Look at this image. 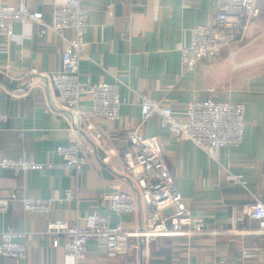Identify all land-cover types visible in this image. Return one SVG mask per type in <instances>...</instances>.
I'll return each mask as SVG.
<instances>
[{
	"label": "crops",
	"instance_id": "1",
	"mask_svg": "<svg viewBox=\"0 0 264 264\" xmlns=\"http://www.w3.org/2000/svg\"><path fill=\"white\" fill-rule=\"evenodd\" d=\"M22 1L42 11L45 24L52 23L55 8L66 2L0 0V5ZM133 2H144L145 7ZM82 4L89 26L80 80L119 82L120 118L95 122L103 137L97 142L92 132L93 141L85 139L92 151L83 148L89 161L80 173L62 167L15 173L0 166V233L7 229L26 233V263L74 264L63 246L66 238L48 232L49 221L82 224L86 215L97 211L129 231L141 230L147 211L142 200L136 213L118 214L104 198L115 184L126 187L127 182L130 187L123 176V156L131 132L141 122L137 92L162 100L178 114L192 100H231L246 106L244 137L238 146H224L214 156L189 139L172 137L155 115L140 129L145 136H158L175 183L195 215L204 218L210 229L225 232L160 237L136 256L118 258H109L103 242L91 239L87 257L76 264H142L141 254L143 264H264V234L258 232V222L246 216L236 231L230 230L233 205L242 207L255 198L264 204V18L255 19L217 57L203 59L195 71L185 72L180 47L190 42L193 26L209 22L220 0H82ZM14 32L13 38L0 37V111L9 115L0 122V162L34 157L60 164L56 149L73 141L70 122L51 102L58 98L52 86L28 87L27 81L32 67L45 73L62 68V52L72 31L62 37L43 24L17 23ZM91 104V97L84 95L81 108L88 110ZM70 188L74 200L64 198ZM12 193L17 197L10 198ZM25 196L55 201L48 214L31 213L24 208ZM8 198L3 209L1 201ZM244 247L260 250L244 257ZM23 263L0 254V264Z\"/></svg>",
	"mask_w": 264,
	"mask_h": 264
},
{
	"label": "built area",
	"instance_id": "2",
	"mask_svg": "<svg viewBox=\"0 0 264 264\" xmlns=\"http://www.w3.org/2000/svg\"><path fill=\"white\" fill-rule=\"evenodd\" d=\"M133 6L145 7L144 2H133ZM264 16V0H220L219 9L208 23L196 24L191 29L188 44L180 47L181 63L185 72L196 70L203 59H214L223 48L231 45L241 35L248 31L255 19ZM43 24L58 35L64 37L67 30L72 31L62 52V68L51 73L39 72L32 67L29 72V84L46 88H54L58 95L51 100L54 106L61 107L67 120L73 141L60 145L56 152L62 158L60 164L39 162L30 158H3L0 166L20 173L30 170L62 167L80 173L88 163V156L83 148L92 151L86 143L85 134L94 133L95 141L102 140V134L95 130V122L99 120H118L122 101L120 99V84L92 83L80 80V60L85 55L87 45L86 32L89 26L88 12L82 0H66L57 6L53 13L51 24H45L44 13L28 2L17 5H0V37L13 38L14 25ZM141 105V122L130 135L124 156L123 175L130 184H115L110 192L104 194L113 212L118 214H134L138 210V196L146 205L145 225L141 230L129 231L122 223H112L110 218L94 211L83 218L82 224H72L66 219L49 221L48 232L62 234L64 249L74 264L87 257L88 243L91 239L101 240L105 253L109 258L137 255L141 239L146 244L160 237L201 236L219 234L225 231L210 229L204 218L196 216L182 193L167 165L165 155L158 136H145L141 126L152 116H157L162 127L167 128L171 136L177 140L189 139L199 148L214 156L216 151L224 146H238L244 137L246 106L231 100L218 101L214 99L192 100L184 113L178 114L171 105L162 100L152 99L146 92H137ZM84 95L92 100L90 109L81 108L80 102ZM61 102V104H60ZM9 115L0 111V122H6ZM90 138V137H89ZM91 138V140L93 141ZM109 157L105 158L108 161ZM236 181H241L235 177ZM243 185L244 182L242 181ZM241 183V184H242ZM134 185V188H133ZM132 186V187H131ZM17 194H10L16 198ZM65 199L74 200L73 189H67ZM54 198H35L25 196L23 205L31 213L48 214ZM9 198L1 201L6 209ZM246 216L258 222V232L264 234V204L255 200L244 206L231 207V231L237 230V224ZM0 240V254L21 260L26 263L28 245L26 233L12 229L3 230ZM132 238H136L132 241ZM59 239L54 240V245ZM258 247H244V257H250L259 252Z\"/></svg>",
	"mask_w": 264,
	"mask_h": 264
},
{
	"label": "water",
	"instance_id": "3",
	"mask_svg": "<svg viewBox=\"0 0 264 264\" xmlns=\"http://www.w3.org/2000/svg\"><path fill=\"white\" fill-rule=\"evenodd\" d=\"M29 78H28V81H27V86L29 87ZM48 86V85H47ZM85 138L87 139V140H89V142H92V140L89 138V136L88 135H86L85 134ZM124 176V175H123ZM126 178H127V180H129V178L127 177V176H125ZM130 181V180H129ZM131 182V181H130ZM132 183V182H131ZM133 188H134V185H133ZM141 201V199H140V197L138 196V204H139V202ZM146 244V241H145V239L143 238V239H141V241H140V250L142 251V249H143V246ZM140 258H141V262H142V264H143V258H142V254L140 255Z\"/></svg>",
	"mask_w": 264,
	"mask_h": 264
},
{
	"label": "rangeland",
	"instance_id": "4",
	"mask_svg": "<svg viewBox=\"0 0 264 264\" xmlns=\"http://www.w3.org/2000/svg\"><path fill=\"white\" fill-rule=\"evenodd\" d=\"M260 18H264V16L263 17H260ZM260 18H258V19H260ZM151 243V242H150ZM139 251H140V249H139ZM134 256H136L135 254H133ZM132 256V255H131Z\"/></svg>",
	"mask_w": 264,
	"mask_h": 264
},
{
	"label": "trees",
	"instance_id": "5",
	"mask_svg": "<svg viewBox=\"0 0 264 264\" xmlns=\"http://www.w3.org/2000/svg\"><path fill=\"white\" fill-rule=\"evenodd\" d=\"M152 243V242H151Z\"/></svg>",
	"mask_w": 264,
	"mask_h": 264
}]
</instances>
